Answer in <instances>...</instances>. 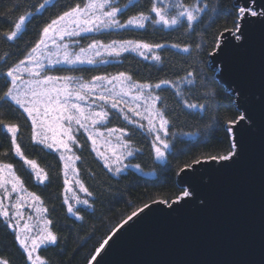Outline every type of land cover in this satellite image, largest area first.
I'll list each match as a JSON object with an SVG mask.
<instances>
[{
  "label": "snow or ice",
  "instance_id": "obj_1",
  "mask_svg": "<svg viewBox=\"0 0 264 264\" xmlns=\"http://www.w3.org/2000/svg\"><path fill=\"white\" fill-rule=\"evenodd\" d=\"M128 4H134V0H128ZM54 6L53 0H42L36 5L29 4L31 11L24 10L23 14L16 16L23 5L13 3L3 11L11 23L7 29H0V42L15 46L17 41L23 39L27 24L31 23L36 13L43 15L46 8ZM127 8L128 5L121 7L115 0H78L44 23L38 39L27 48L26 53H22V59L9 63L10 56L0 58V80H3L0 107L14 106L25 122H30L31 143L58 155L63 164L62 206L66 208V214L76 221L85 220L83 211L91 209L94 213L97 200L107 190L103 181L95 189L85 182L77 166L78 161L82 162L78 151L83 152L90 147L102 170H106L109 180L120 177L129 168L142 172L140 164L131 162L142 151L135 146L137 134L150 142V155L156 161H166L174 148L172 139L176 134L172 131V113L175 109L168 108L161 95L163 90L174 89L177 103L189 113L208 109L206 103L190 102L184 95L185 91L190 93L193 88L207 89L204 78L197 83L198 76L202 77V74L198 73L195 65H189L183 76L174 80L161 79L155 83L135 81L125 71L114 75H93L91 79L76 74L99 69L101 65L111 63L108 58L118 60L124 53H135L144 61L162 64V56L157 50L169 45L141 40H111L104 43L96 38V34L130 27L144 29L148 23L166 29L184 28L188 33H195L196 25L203 23V17L210 10L209 4L203 0H194L192 3L187 0H151L147 12H138L121 22L119 16ZM211 11H216L215 6ZM226 15L231 20V27L225 26L217 32L213 38V50L207 53L209 56L221 51L222 45L243 46L247 40L246 29L250 25H259L264 35V4L257 7V0H234ZM225 34L233 40L223 41ZM84 40L90 42L85 45L82 43ZM233 41L236 43L233 44ZM170 47L188 55L193 51L189 44H172ZM201 47V44L195 45L197 52ZM214 96L212 89L203 93L205 100ZM110 115L121 118L126 126H130L128 130L125 127H108ZM212 119L218 124L221 122L219 116ZM245 121L251 126L255 125V121L246 114L226 117L223 121L224 132L230 138L227 152L194 156L191 162L177 165L175 174L179 176L194 170L195 165L202 163L234 162V158L239 156L240 144L233 129ZM207 127L211 128L212 125ZM0 130L8 134L10 151L30 169L36 182L43 185L49 181V173L22 150L19 142L21 124L0 115ZM81 135L86 138L83 143ZM8 155V152L3 154L5 158ZM89 176L95 179L96 173L90 171ZM107 188H111L110 183ZM193 195V192L185 189L171 201L168 198L153 199L152 204L166 205L175 211L173 205L182 206V202L188 203V198ZM24 208L31 209L35 216L29 214L25 218ZM146 210L151 211V204L135 206L123 215L100 238L87 264H101L97 258L106 252L109 242L125 226L131 227L130 222L138 221ZM0 222L13 234L24 264H50L41 250H47L49 246L59 247L60 236L53 230L54 222L48 215V208L39 195L27 190L13 164L3 160H0ZM0 264H12V260L0 255Z\"/></svg>",
  "mask_w": 264,
  "mask_h": 264
},
{
  "label": "trees",
  "instance_id": "obj_2",
  "mask_svg": "<svg viewBox=\"0 0 264 264\" xmlns=\"http://www.w3.org/2000/svg\"><path fill=\"white\" fill-rule=\"evenodd\" d=\"M21 3L23 8L17 12L16 16L23 14L24 10L31 11L29 4L36 5L42 0H0V29H7L11 20L3 15L8 7L13 3ZM78 0H53L54 7H48L43 11V15L36 13L31 23L27 24V31L23 39L16 42L15 46H9L0 42V58L10 56L9 63L17 62L23 58L22 53H26L27 48L38 39V33L45 22L54 18L58 13L67 7L74 5ZM121 7L128 5L127 10L119 16L121 22H125L129 17L138 12L147 10L151 6V0H134V4L129 5L128 0H115ZM168 2V0H165ZM192 3L194 0H187ZM209 4V12L203 17V23L196 25L195 33H188L184 28L166 29L163 26L146 24L144 29L130 27L119 31L104 32L96 34V38L104 43L111 40H141L148 43H160L169 45L157 50L162 56V64H153L151 61H144L135 53H124L118 60L108 58L111 63L101 65L99 69L76 73L83 75L85 79H91L93 75L116 74L125 71L139 82H158L161 79L174 80L178 76L185 74L184 70L189 65H195L198 73L197 83L201 78L207 84V89H212L215 96L209 100L203 98L206 88H193L191 92L185 91V97L190 102L206 103L207 111L189 113L182 105L177 103L174 89H167L161 92L162 97L169 109H175L172 113L174 126L172 131L176 134L172 139L174 148L167 155L166 161H156L150 155V142L139 134L135 137V146L142 149L131 159L132 163L141 165L143 171L129 168L120 177H112L110 180L106 175V170H102V165L95 158V153L88 147L83 152L77 154L82 156V162H77L81 169V176L85 182L93 189L103 181L105 184L104 195L100 196L95 205V212L89 209L83 211L84 221H76L66 214V208L62 206L63 199V164L55 152L42 149L41 146L31 143L30 122H25V118L13 107L4 105L0 107V115H3L11 122L21 124L19 142L25 155L30 159H35L38 165L49 173V181L40 185L36 182L34 175L27 166L23 165L17 157L10 151V138L5 131L0 130V160L12 163L16 174L24 182V186L29 192H34L44 201V206L48 208V215L53 220V230L60 236L59 247L49 246L47 250L42 249L41 254L46 257L50 264H87L90 254L98 247V241L115 225L123 215L127 214L133 207L144 203H152L153 199L168 198L170 201L180 195L186 187L179 183L180 175L175 173L177 165L183 166L184 162H191L194 156L205 157L226 153L230 138L224 132V119L229 116L243 114L240 108L242 100L238 99V94L222 82L219 63L213 62L214 56L207 53L213 50V38L218 31H222L225 26L231 27V20L226 15L231 9L234 0H203ZM215 6L216 11H211ZM14 19V17H13ZM215 23H212V21ZM90 41L84 40L83 44ZM172 44L192 45L191 55L177 51L170 47ZM202 47L197 52L195 45ZM3 80H0V86ZM239 102V103H238ZM219 116L218 124L212 117ZM108 127H125L121 118L110 115ZM209 124L211 128L207 127ZM193 133L194 135H187ZM86 138L81 135V142ZM90 145V142H88ZM5 152L9 155L3 156ZM95 172L96 178L89 176V172ZM111 184L108 189L107 185ZM0 255H6L12 260V264H24L22 252L15 243L14 236L0 222Z\"/></svg>",
  "mask_w": 264,
  "mask_h": 264
},
{
  "label": "water",
  "instance_id": "obj_3",
  "mask_svg": "<svg viewBox=\"0 0 264 264\" xmlns=\"http://www.w3.org/2000/svg\"><path fill=\"white\" fill-rule=\"evenodd\" d=\"M246 37L243 46L222 45L213 57L222 82L255 121L233 129L239 156L181 173L180 185L194 193L189 202L173 205L175 211L150 203L151 211L109 242L101 264H264V35L250 25Z\"/></svg>",
  "mask_w": 264,
  "mask_h": 264
},
{
  "label": "rangeland",
  "instance_id": "obj_4",
  "mask_svg": "<svg viewBox=\"0 0 264 264\" xmlns=\"http://www.w3.org/2000/svg\"><path fill=\"white\" fill-rule=\"evenodd\" d=\"M101 130H103V128ZM23 211L25 212V218H27V215H29V214L35 216L34 212H32L31 209L24 208ZM23 222L24 221H21V223H23Z\"/></svg>",
  "mask_w": 264,
  "mask_h": 264
}]
</instances>
